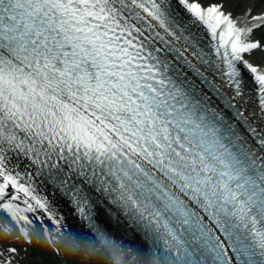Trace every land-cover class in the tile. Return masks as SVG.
I'll use <instances>...</instances> for the list:
<instances>
[{
  "label": "snow or ice",
  "instance_id": "1",
  "mask_svg": "<svg viewBox=\"0 0 264 264\" xmlns=\"http://www.w3.org/2000/svg\"><path fill=\"white\" fill-rule=\"evenodd\" d=\"M234 7L0 0V264L32 216L60 264H264V0Z\"/></svg>",
  "mask_w": 264,
  "mask_h": 264
},
{
  "label": "rangeland",
  "instance_id": "2",
  "mask_svg": "<svg viewBox=\"0 0 264 264\" xmlns=\"http://www.w3.org/2000/svg\"><path fill=\"white\" fill-rule=\"evenodd\" d=\"M200 2H202L203 4H207V3H210V2H217V3H218V2H221V0H200ZM242 9H243V8H242V7L240 6V4L238 3V5L235 6V7L232 9V13H233V14H239L240 12H242ZM251 58H252L254 61L258 62V54H257V53H253V54L251 55ZM33 225H34V227H30V228H32V229L37 228V229H36V232H39L40 230H43V226L40 224V222H39L38 219L35 220V224H33ZM26 227H28V226H26ZM1 232H2V231H1ZM44 232H45V231H44ZM2 234L4 235L3 232H2ZM13 235H14V230H13ZM9 239H11V238H9ZM8 242H9V241H7V240L2 241V243H4L5 245H7ZM23 247H27L28 251H27V253H25L24 251L21 252V255L25 257V259L21 262V264H25V263H26V260L29 259V258H31V256L34 257V254L31 252V251H32V248H31L30 244L22 245V248H23ZM35 257H36V256H35ZM37 259H38V258H37Z\"/></svg>",
  "mask_w": 264,
  "mask_h": 264
},
{
  "label": "bare ground",
  "instance_id": "3",
  "mask_svg": "<svg viewBox=\"0 0 264 264\" xmlns=\"http://www.w3.org/2000/svg\"><path fill=\"white\" fill-rule=\"evenodd\" d=\"M247 2V0H233V3L235 6L238 5V3L240 4V6L243 8L244 4ZM243 11V9H242ZM259 34V33H257ZM256 34V35H257ZM51 226V225H50ZM54 227V226H53ZM62 249H64V238H61L60 242H59V245Z\"/></svg>",
  "mask_w": 264,
  "mask_h": 264
}]
</instances>
